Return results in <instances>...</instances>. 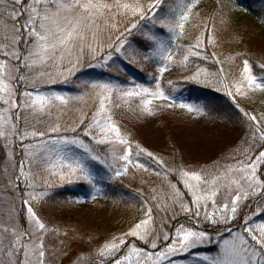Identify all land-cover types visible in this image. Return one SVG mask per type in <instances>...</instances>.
Masks as SVG:
<instances>
[{"label": "snow or ice", "instance_id": "snow-or-ice-1", "mask_svg": "<svg viewBox=\"0 0 264 264\" xmlns=\"http://www.w3.org/2000/svg\"><path fill=\"white\" fill-rule=\"evenodd\" d=\"M166 0H0V29L4 36L0 38V138L6 143H15L14 137L21 141L41 138L39 150H33L31 143L24 145L23 151L29 160L26 170L23 163L13 164V176L18 188L21 179L28 188L35 190L37 180L42 181L45 190L27 193V198L22 196V205L25 207L26 225L18 222L19 213L12 215L8 220L0 222V264H56L60 256H67V246L60 241L61 247L57 249L55 243L49 245V239H58V229L49 228L47 223L32 206V201L46 202L47 188L54 183L72 184L84 181L89 184L96 195L101 192L97 187V177L93 174L92 163L98 162L105 165L111 172L109 179L126 175L130 167L148 172L149 168L141 163V154L151 158L157 165L163 167L164 161L152 152L146 151L139 143L133 144L127 137L118 121L114 118L116 110L124 106L132 109V102L142 115L155 114V101L168 103L157 105L163 108L187 109L188 112L203 114L199 106L184 102L176 103L175 97L166 93L161 86L160 78L172 65L186 66L190 57L201 60L213 59L219 64L213 53L211 57L206 52L207 45L214 43L213 31L215 24L209 28L204 25L205 36H197L195 42L185 49L181 60L173 56V43L177 38L185 36L186 26L190 23L200 0H170L167 12H163ZM127 21L123 31H120L122 21ZM144 21V24H141ZM148 25H151L149 27ZM158 25V27H157ZM136 30L144 40L143 50L135 48L127 39L132 31ZM118 32L115 40L108 43L107 56H102L101 61L88 66L106 65L112 59V50L117 53H128L130 62H137L136 57L142 60L154 61L158 58L159 66L156 71L160 74L155 80V89L145 87L139 83H132L130 87H122L111 82H91L90 88L95 93L93 109L85 112L78 122L71 127H62L60 123L50 124L46 131L27 128L30 120L40 121L41 117L50 115L53 109L66 107L71 100H83L81 96H66L58 92L48 94H33L25 90L21 93L18 82L30 83L33 87L36 80L48 77V82L66 83L70 76L82 66V57L85 53L91 54L92 60L104 51V33ZM163 33L168 34V39L163 38ZM207 41V44L205 43ZM177 49L179 45H175ZM129 50H131L129 52ZM74 57V59H73ZM127 58V57H126ZM67 60L70 67L66 71H58L56 75L40 71L35 78L24 75V72H33L39 65L56 67L64 66ZM254 64L248 59L243 60L242 72L239 79L227 82L224 68L216 72L206 69H197L192 75L186 77L189 81L214 85L217 92L223 90L225 95L232 99L241 113L247 117L252 129V141L243 150L244 160H238L234 166H229L227 171L207 179L204 169L180 170L182 183L192 197L195 211L183 203V195L175 184H169L170 204L160 203L155 208L160 212L172 211L174 219L180 212L188 214L190 219H199L203 209V223L212 226L213 231L220 232V225L227 228L231 239H224L219 247V252L214 257L203 256L201 259L207 264H264V112L259 117L246 112L237 103V97L248 98L251 95L264 93V62L259 64L260 74H254ZM56 76H62L57 80ZM201 76L204 77L201 80ZM171 81L169 84L171 85ZM21 121L24 130H21ZM259 133L257 136L256 134ZM54 139L44 140L45 137ZM86 140L88 141L86 143ZM247 143V142H246ZM80 149L82 152L72 150ZM100 146H109L113 163H108V153ZM116 146L120 147L117 154ZM11 157V153L8 154ZM115 164H119L116 167ZM46 172L41 176L40 171ZM157 176L158 171L153 169ZM233 172L240 173L238 178H232ZM55 177V180L51 178ZM202 185H207L202 188ZM221 189L227 190V196L221 203L217 196ZM151 199L156 201V189H152ZM204 202L203 204L201 202ZM208 202H211L212 211L209 212ZM73 203L81 204L76 200ZM145 204L148 201L145 200ZM251 205V206H250ZM243 208H249V213L240 214ZM145 219L135 223L128 231L120 236H114L97 247L96 256L82 258L77 256L72 264H164L169 257L180 252H189L205 242L211 240L207 229L195 230L193 227L181 223L175 228V235H163L164 241H170L164 246L158 245L161 239L159 232L151 227L153 224V207H147ZM238 217L243 220L237 224L241 230L233 232L228 225L237 222ZM254 217L259 222H253ZM67 236V233H64ZM128 237L136 238L145 245H150L155 250L145 251L143 247L130 243ZM169 264L171 262L169 261Z\"/></svg>", "mask_w": 264, "mask_h": 264}, {"label": "rangeland", "instance_id": "rangeland-1", "mask_svg": "<svg viewBox=\"0 0 264 264\" xmlns=\"http://www.w3.org/2000/svg\"><path fill=\"white\" fill-rule=\"evenodd\" d=\"M170 0H166L163 12H167ZM179 0H175L172 6H176ZM251 9V14L244 19L236 22L232 13L241 11L244 7ZM2 10V9H0ZM190 23L186 26L185 36L172 41L173 56L175 60H181L185 55V49L195 42L197 36H205L204 25L209 28L215 24L213 31L214 43L207 45L206 52L209 57L214 53L215 59L220 61L219 64L213 63V59L201 60L196 57H190L186 66L172 65L168 71L163 73L160 78L161 86L166 93L175 97L177 104L180 102L193 104L203 109V114L188 112L187 109L176 108H159L157 105L166 104V101H155V114L142 115L138 108L135 107L138 101L132 102V109L124 106L116 110L114 117L120 124L122 131L131 140L133 147L139 143L146 151L152 152L156 157L164 161V166L157 165L151 158L141 154L139 160L145 163L149 171L143 172L130 167L126 175L115 179H109L112 172L105 165L98 162L92 163L93 174L97 177V187L101 192L92 199L95 194L94 189L84 181H77L72 184L54 183L51 188H47L48 197L46 202L36 203L32 201V206L38 211V214L47 223L49 228L58 229V239H49V245L55 243L57 249L61 247L60 241H64L67 246L68 255L60 256L56 264H72L77 256L95 258L97 247L114 236H120L128 231L135 223L145 219L147 207H153V224L161 239L158 245L164 246L170 241H164L163 235H175V228L181 223L193 227L195 230L207 229L211 236L209 242H205L189 252H180L169 257L164 264H207L201 258L203 256L214 257L219 252V247L224 239H231L227 228L220 225L221 231H213L212 226L203 223V209L199 219H190L188 214L180 212L173 219V212H160L155 208L157 203L162 206L170 204L169 184H175L176 187L184 193L183 203L195 211V205L192 204V197L182 183L180 170H195L199 172L204 169L207 173V179L211 180L215 175L227 171L229 166L237 164L238 160H244L243 150L247 148L248 143L252 141V129L249 126L247 117L243 115L232 102V99L225 95L223 90L217 92L214 85H205L189 81L186 77L192 75L197 69H206L208 72H216L220 67L224 68V74L227 76V82H233L239 79L242 72L243 60L248 59L254 64V74H260L259 64L264 62V34L260 32L264 28V0H200L198 7ZM233 18V19H232ZM141 21V24H144ZM127 21H122L120 31L124 30ZM151 27V25H148ZM158 27V25H157ZM119 35L118 32L104 33V51L92 60L91 54L85 53L82 57V66L75 75L69 77L66 83H49L48 77L36 80L33 87L30 83L18 82L21 98L25 90L32 91L33 94H48L58 92L66 96H81L85 93L83 100H71L66 107L53 109L50 115L41 117L40 121L30 120L27 128L32 131L34 128L46 131L50 124L60 123L62 127H71L78 122L79 118L85 112L93 109V100L95 93L90 88L91 82H111L119 84L122 87H130L132 83H139L150 89H155V78L160 74L156 71L159 66L158 58L156 62L142 60L136 57L137 62H130L131 56L128 53H117L112 50V59L106 65L88 66V61L96 65L101 61L102 56L108 55V43L115 40ZM128 41L135 47L143 50L144 40L136 30L131 35L125 34ZM163 38L168 39V34L163 33ZM4 32L0 29V38H3ZM243 38L247 42H252L249 49L241 44ZM207 44V41H205ZM175 45H179L177 49ZM252 50V51H251ZM131 50H129L130 52ZM127 57V58H126ZM3 59V57H0ZM74 59V57H73ZM70 67L67 60L64 66L57 69L56 67L37 66L33 72H24V75L35 78L40 71L56 75L58 71H66ZM57 80H62V76H56ZM204 77L201 76V80ZM171 81V85L169 84ZM201 89L213 93L212 98L207 103L200 97ZM200 90V91H198ZM237 103L244 108L246 112L259 117L264 112V93L257 92L248 98L237 97ZM3 106L0 105V108ZM213 109H217L213 112ZM223 110V111H222ZM21 130H24L21 121ZM257 136L259 133L256 134ZM55 134L51 137H45L44 140L54 139ZM15 143H6L0 138V222L8 220L10 214H21L18 222L26 225L25 207L22 205L20 189H23V195L27 198V193L34 191L39 193L45 190L42 181L37 180L35 190L28 188L21 179L17 188L13 176V164L22 162L25 169L29 167V160L25 156L23 147L31 143L36 146L33 150H39L41 138H29L21 141L19 137H14ZM88 141L86 140V143ZM247 142V143H246ZM105 153H108L109 146H100ZM73 151L82 152L80 149ZM117 154L120 147L116 146ZM11 153V157H9ZM108 163H113L111 154L108 153ZM119 167V164H115ZM155 169L160 173L159 176L153 171ZM41 176L47 173L42 170ZM240 173L233 172L232 178H238ZM55 180V177L51 178ZM206 188L207 185H202ZM156 189L158 199L153 201L151 196L152 189ZM65 193L64 197L57 194ZM67 194V196H66ZM227 196V190L221 189L217 196V202L221 203ZM76 200L83 203L75 204ZM145 200L148 204H145ZM204 203L203 201L201 202ZM251 206V205H250ZM209 212L212 211L211 202H208ZM249 208H243L242 213H249ZM264 219V218H260ZM253 222H259L254 217ZM243 220L238 217L237 222L228 225L233 232L240 231L237 224H242ZM67 233V236L64 235ZM130 243H135L143 247L145 251H159L160 247L153 250L150 245H145L136 238L128 237ZM3 259V257H0ZM99 264V260H96Z\"/></svg>", "mask_w": 264, "mask_h": 264}, {"label": "bare ground", "instance_id": "bare-ground-1", "mask_svg": "<svg viewBox=\"0 0 264 264\" xmlns=\"http://www.w3.org/2000/svg\"><path fill=\"white\" fill-rule=\"evenodd\" d=\"M246 8H248V9H246ZM246 8L243 7L241 9V11L232 13V16H233V18H234V20L236 22H239V20H241V19L247 18L251 14L252 11H251V9H249V6L246 7ZM251 44L253 46V43L252 42H247V44H245L244 43V40H243V42H242L241 45L243 47H246L247 49H249V45H251ZM261 45L264 46V42H262ZM250 49H252V47ZM66 196H67V194H66Z\"/></svg>", "mask_w": 264, "mask_h": 264}, {"label": "trees", "instance_id": "trees-1", "mask_svg": "<svg viewBox=\"0 0 264 264\" xmlns=\"http://www.w3.org/2000/svg\"><path fill=\"white\" fill-rule=\"evenodd\" d=\"M246 9H248V8H246ZM260 32L261 33H263L264 34V28H261L260 29ZM243 40H244V43L245 44H247V40H246V38H243ZM262 42H264V41H262ZM250 50V49H249ZM252 51V50H251ZM202 90H204V89H201V91ZM198 91H200V90H198ZM200 91V92H201ZM200 97L203 99V100H205L207 103L210 101V99L212 98V95H213V93L212 92H210V91H208V90H204V91H202L200 94ZM217 109H213V112H215ZM223 111V110H222ZM57 196H60V197H64L65 196V193H60V194H57Z\"/></svg>", "mask_w": 264, "mask_h": 264}]
</instances>
